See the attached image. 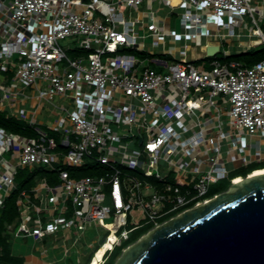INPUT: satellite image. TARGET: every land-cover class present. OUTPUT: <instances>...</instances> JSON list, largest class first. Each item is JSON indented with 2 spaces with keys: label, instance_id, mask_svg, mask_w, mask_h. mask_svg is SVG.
<instances>
[{
  "label": "built area",
  "instance_id": "built-area-1",
  "mask_svg": "<svg viewBox=\"0 0 264 264\" xmlns=\"http://www.w3.org/2000/svg\"><path fill=\"white\" fill-rule=\"evenodd\" d=\"M158 1L183 8L180 32L157 16L155 0H0V110L39 133L0 127V207L19 167L45 166L57 176L20 192L15 235L42 240L96 222L107 231L103 245L115 236L98 259L104 264L139 226L127 228L134 209L155 229L214 199L211 186L236 169L264 160V58L195 64L216 57L220 43L214 54L188 59L192 43L214 39L248 36L238 54L264 48V0ZM167 40L189 42L159 53L169 61L157 55ZM41 117L58 139L38 127Z\"/></svg>",
  "mask_w": 264,
  "mask_h": 264
},
{
  "label": "water",
  "instance_id": "water-1",
  "mask_svg": "<svg viewBox=\"0 0 264 264\" xmlns=\"http://www.w3.org/2000/svg\"><path fill=\"white\" fill-rule=\"evenodd\" d=\"M116 264H264V172L150 230Z\"/></svg>",
  "mask_w": 264,
  "mask_h": 264
},
{
  "label": "rangeland",
  "instance_id": "rangeland-1",
  "mask_svg": "<svg viewBox=\"0 0 264 264\" xmlns=\"http://www.w3.org/2000/svg\"><path fill=\"white\" fill-rule=\"evenodd\" d=\"M254 5L259 6L254 0ZM145 4L141 6V9L145 8ZM154 8L157 9V16L163 19H168L171 29L176 30L177 32H180L181 29V14L183 12V8H172L170 6H166L163 3H160L158 0H155L153 4ZM247 22L249 23L248 27H252V17L247 16L246 17ZM224 20H228L227 17H224ZM261 26L264 30V24L263 22H260ZM249 28L245 30V32H249ZM240 29H237V32H239ZM225 32H227V29H225ZM152 38L147 39L150 43ZM221 51L213 57H209L203 61L196 62L195 64L197 66L204 67L206 69H211V61L215 58L225 59V50H228L231 52L229 56L238 54L239 49H243L241 42H246L250 40L248 36L243 35L240 39L238 37L234 38L233 41L230 43V41L227 40H221ZM163 41L160 45V52H157V55L159 57H162L163 59L171 60V56L169 53L168 56L161 55L159 53H162L164 51H177L185 46L186 42L189 41H182L178 43H170L169 40ZM206 39H203V42L205 43ZM192 43V42H191ZM67 44V42L63 43ZM214 45V44H213ZM241 45V46H240ZM192 49L189 51L188 59H193L195 56H199L200 53H208L212 52L213 50H207L205 46L201 47L202 52L200 50V47L194 43H192ZM261 49V50H260ZM252 52H264V48L262 45H256L251 49ZM260 52V53H261ZM68 55L72 56L73 53L71 51H68ZM228 56V57H229ZM226 60V59H225ZM230 60H237L242 62L239 59H236L235 57L231 58ZM245 64V63H244ZM246 65V64H245ZM152 67L156 68L157 70L166 71V68L164 66H157L155 64L151 65ZM5 114L4 112H2ZM44 113V112H43ZM6 115V114H5ZM53 119H51L50 122H52ZM24 126H27V122L21 120ZM38 127L42 130L48 133V136H54L58 139L57 131H52L48 129L46 121L44 118H40V124H38ZM11 131V130H10ZM13 131V130H12ZM20 133L21 135H28L31 137H37L39 136V133L36 131L31 132H23V131H13ZM11 152L5 153V156L10 158ZM229 167H233L232 164H228ZM249 167L245 168H239L236 169L231 173V175L225 179L219 180L217 183L213 184L211 186V192L208 194L209 196L213 195L214 193H222L225 191H229L232 183H231V177L236 174H241V176L246 177V173L249 171ZM19 170H21V167H19ZM84 175V173H81V175ZM80 175L74 174V177H77ZM144 181V178H140ZM18 181V179L16 178ZM51 184H55L52 183ZM143 193L146 196H151L153 193H155V189L151 188L149 190H146L143 188ZM70 215V213H68ZM170 218H167L166 220H169ZM114 220L113 213L107 214L105 221L110 222ZM165 220V219H164ZM152 223H147L146 219H144V213L140 211L139 209H134L131 211L129 215V223L127 228H132L134 226H137L130 234V240H121L120 243L117 245L116 252L120 251V247L125 246L126 244L132 242L137 236L142 234L146 231L149 225ZM153 227L150 229L152 230ZM149 230V231H150ZM148 231V232H149ZM146 232L145 234H147ZM145 234H143L141 237H143ZM107 237V231L100 227L96 222L91 223L88 227V229L84 230L83 232L73 228H60L53 234H47L42 240H39L35 238L34 236H17L12 238V245H13V252L17 255L25 256V264H88L89 260L91 259L92 255L94 254L95 250L101 245L103 240H105ZM140 237V238H141ZM139 238V239H140ZM138 239V240H139ZM138 240L132 242L130 245H133ZM129 245V246H130ZM127 246V247H129ZM127 247H124L120 253V255L114 260V264L117 263L120 256L125 252ZM47 249V252L45 251ZM44 254L46 256H44ZM115 258V256H113ZM113 258L111 260H113Z\"/></svg>",
  "mask_w": 264,
  "mask_h": 264
},
{
  "label": "trees",
  "instance_id": "trees-1",
  "mask_svg": "<svg viewBox=\"0 0 264 264\" xmlns=\"http://www.w3.org/2000/svg\"><path fill=\"white\" fill-rule=\"evenodd\" d=\"M261 50V49H260ZM252 52V50L248 52H243L240 54H235L229 57H226V60H230L232 57L239 59L242 63L246 65H251L261 59L264 58V52ZM261 52V53H260ZM244 64V65H245ZM3 111L0 110V127L5 128L6 130H15V131H23L29 132L31 131L29 127L24 126L23 122L15 117L7 118L5 114L2 113ZM26 127V129H24ZM249 171L246 174L252 173L255 170L264 169V162L252 163L249 166ZM81 173L92 174V170L87 167H81L79 169ZM75 174L74 169H72V175ZM80 175V174H79ZM83 175V174H82ZM241 174L233 175L232 177H238ZM16 178V188L12 191L11 195L6 198L5 204L0 207V264H25V256L14 254L13 252V245H12V238L15 237V231L19 226L20 219H19V208L17 204L18 196L23 189H30L31 187L35 186L38 182L45 179L49 183L56 182V174L51 169L45 166H35L33 169L29 167L21 168L18 171ZM211 192V189L209 193ZM208 193V194H209ZM217 193L207 197H212ZM153 225H149L145 232L137 236L132 242L138 240L143 234L148 232ZM107 238V237H106ZM128 240V239H127ZM130 240V237H129ZM106 239L103 240L101 245L96 249L98 250L104 243ZM132 242L126 244L123 247H120V251L116 252L117 246L114 248L112 253L110 254L109 258L104 264H114V260L120 255L122 249L124 247L129 246ZM95 250V251H96ZM115 256V258H113ZM113 258V260H111Z\"/></svg>",
  "mask_w": 264,
  "mask_h": 264
},
{
  "label": "bare ground",
  "instance_id": "bare-ground-1",
  "mask_svg": "<svg viewBox=\"0 0 264 264\" xmlns=\"http://www.w3.org/2000/svg\"><path fill=\"white\" fill-rule=\"evenodd\" d=\"M179 0H172V3L176 4L178 3ZM216 45H209V46H205L207 50H211V49H214ZM261 172H264V170H260V171H256L254 172L252 175H256V174H259ZM242 179H238L237 181H241ZM111 227H113L112 225H110ZM115 240V236L112 235L110 240L108 242H106L105 245L101 246L99 249H98V252H97V256H96V259L94 260L93 264H97L98 263V259L102 257V255L104 254L105 250L110 247L113 243V241Z\"/></svg>",
  "mask_w": 264,
  "mask_h": 264
},
{
  "label": "crops",
  "instance_id": "crops-1",
  "mask_svg": "<svg viewBox=\"0 0 264 264\" xmlns=\"http://www.w3.org/2000/svg\"><path fill=\"white\" fill-rule=\"evenodd\" d=\"M161 3V2H160ZM263 28V27H262ZM175 43H178V42H175ZM221 42H220V40L219 39H214L209 45H216L215 47H214V49H212L213 51L215 50V48L217 47V49L214 51V53L216 52V51H218L219 50V44H220ZM208 45V46H209ZM200 50H201V52H202V49H201V47H200ZM207 53V52H206ZM213 53V54H214ZM205 53H203V54H201L200 53V55L199 56H203ZM208 54V53H207ZM171 58H173V57H171ZM261 144H262V148H264V139H262V141H261ZM264 150V149H263ZM264 153V152H263ZM264 159V158H263ZM262 162H264V160L262 161ZM254 163H258V162H254ZM260 170H264V169H259V170H256V171H260ZM255 171V172H256ZM253 174V173H252ZM47 255V254H46ZM45 254H44V256H46Z\"/></svg>",
  "mask_w": 264,
  "mask_h": 264
},
{
  "label": "flooded vegetation",
  "instance_id": "flooded-vegetation-1",
  "mask_svg": "<svg viewBox=\"0 0 264 264\" xmlns=\"http://www.w3.org/2000/svg\"><path fill=\"white\" fill-rule=\"evenodd\" d=\"M249 174H250V173H249ZM245 176H246V177H243V179H244V178H248V177H252V176H248V174H246ZM237 182H239V181H237ZM233 191H234V190H233ZM243 191H244V190H243Z\"/></svg>",
  "mask_w": 264,
  "mask_h": 264
}]
</instances>
